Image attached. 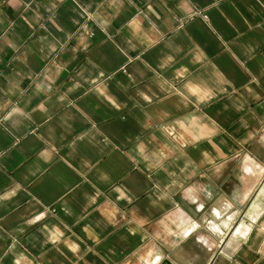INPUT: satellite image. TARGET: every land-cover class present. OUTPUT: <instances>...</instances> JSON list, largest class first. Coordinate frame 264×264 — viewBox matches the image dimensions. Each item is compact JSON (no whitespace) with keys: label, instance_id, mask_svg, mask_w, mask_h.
I'll use <instances>...</instances> for the list:
<instances>
[{"label":"crops","instance_id":"obj_1","mask_svg":"<svg viewBox=\"0 0 264 264\" xmlns=\"http://www.w3.org/2000/svg\"><path fill=\"white\" fill-rule=\"evenodd\" d=\"M166 260L264 264V0H0V264Z\"/></svg>","mask_w":264,"mask_h":264},{"label":"bare ground","instance_id":"obj_2","mask_svg":"<svg viewBox=\"0 0 264 264\" xmlns=\"http://www.w3.org/2000/svg\"><path fill=\"white\" fill-rule=\"evenodd\" d=\"M258 214V213H257ZM256 218V217H255ZM254 218V219H255ZM247 230V229H246ZM237 231V230H236ZM245 233V230L242 232V231H240V230H238L236 233H235V236L236 237H238V236H241V235H243Z\"/></svg>","mask_w":264,"mask_h":264},{"label":"water","instance_id":"obj_3","mask_svg":"<svg viewBox=\"0 0 264 264\" xmlns=\"http://www.w3.org/2000/svg\"><path fill=\"white\" fill-rule=\"evenodd\" d=\"M162 264H173V263L171 261H169V260H166Z\"/></svg>","mask_w":264,"mask_h":264}]
</instances>
